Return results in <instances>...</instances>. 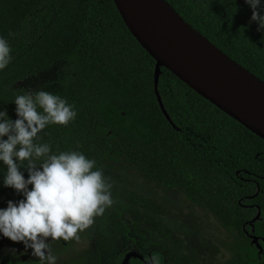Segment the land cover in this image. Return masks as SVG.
I'll list each match as a JSON object with an SVG mask.
<instances>
[{"label":"trees","instance_id":"obj_1","mask_svg":"<svg viewBox=\"0 0 264 264\" xmlns=\"http://www.w3.org/2000/svg\"><path fill=\"white\" fill-rule=\"evenodd\" d=\"M166 1L264 82V32L250 21L244 0ZM0 36L8 39L14 57L0 72V108L15 119L12 101L25 91L19 84L54 72L52 89L35 91L60 95L77 116L67 126L47 127L39 134L42 141L53 152L78 150L94 159L113 186L109 208L127 240L108 264H119L132 250L143 260L132 257L129 264H145L153 254L159 264H173L166 240L139 243L127 235L123 218L135 210L142 181L215 218L230 236L231 256L224 264H264V139L161 67L157 90L173 126L156 97L155 60L130 33L113 0H0ZM21 198L0 183V207Z\"/></svg>","mask_w":264,"mask_h":264},{"label":"clouds","instance_id":"obj_2","mask_svg":"<svg viewBox=\"0 0 264 264\" xmlns=\"http://www.w3.org/2000/svg\"><path fill=\"white\" fill-rule=\"evenodd\" d=\"M244 3L252 10L250 21L264 32V0ZM11 52L8 39L0 36V72L12 63ZM12 103L15 119L0 108V165L6 166L0 183L22 198L0 207V238L22 243L39 264H57L50 242L78 240V232L114 203L113 186L94 159L78 150L53 152L51 143L42 141L39 134L47 127L75 120L77 111L65 98L25 90ZM145 264H159L157 256L147 257Z\"/></svg>","mask_w":264,"mask_h":264},{"label":"water","instance_id":"obj_3","mask_svg":"<svg viewBox=\"0 0 264 264\" xmlns=\"http://www.w3.org/2000/svg\"><path fill=\"white\" fill-rule=\"evenodd\" d=\"M123 22L155 60L154 89L162 113L167 114L157 87L164 67L201 97L264 139V82L235 62L187 23L166 0H113ZM258 212L254 221L259 218ZM252 242L261 251L256 236ZM143 260L127 252L119 264Z\"/></svg>","mask_w":264,"mask_h":264},{"label":"rangeland","instance_id":"obj_4","mask_svg":"<svg viewBox=\"0 0 264 264\" xmlns=\"http://www.w3.org/2000/svg\"><path fill=\"white\" fill-rule=\"evenodd\" d=\"M54 78L55 73L49 71L29 77L19 85L24 90L35 91L37 86L50 90ZM129 178L141 181L135 176V179ZM142 182L143 188L137 191L139 201L133 204L135 210L125 213L123 218L128 236L139 243L152 238L166 240L169 261L173 264H191L192 261L197 264H224L228 260L231 256L230 236L215 218L203 215L169 192ZM78 236V240L50 242L57 264H108V257L121 251L127 238L123 237L120 219L110 208L94 217L93 224L78 232ZM111 236L122 240L115 243L110 241ZM0 258V264H39L31 255V249L25 251L22 243H14L7 238H0Z\"/></svg>","mask_w":264,"mask_h":264}]
</instances>
